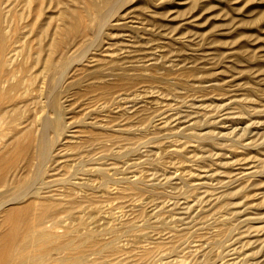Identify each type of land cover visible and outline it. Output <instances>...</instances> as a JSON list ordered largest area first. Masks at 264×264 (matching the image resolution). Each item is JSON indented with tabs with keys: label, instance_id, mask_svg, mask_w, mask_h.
Here are the masks:
<instances>
[{
	"label": "rangeland",
	"instance_id": "obj_1",
	"mask_svg": "<svg viewBox=\"0 0 264 264\" xmlns=\"http://www.w3.org/2000/svg\"><path fill=\"white\" fill-rule=\"evenodd\" d=\"M0 34L6 264H264V0H0Z\"/></svg>",
	"mask_w": 264,
	"mask_h": 264
},
{
	"label": "bare ground",
	"instance_id": "obj_2",
	"mask_svg": "<svg viewBox=\"0 0 264 264\" xmlns=\"http://www.w3.org/2000/svg\"><path fill=\"white\" fill-rule=\"evenodd\" d=\"M63 14L68 17L67 14H69V12H66V11H63ZM96 16V21L97 23H100V24H103V19H101L102 17L101 16H97L96 14H94ZM69 18V17H68ZM71 19V18H70ZM78 26H75L74 29H76ZM86 27L85 26H82V29L79 28L78 31H82L83 29H85ZM5 39L1 36L0 34V54L2 53V56L0 57V60H5V55L8 54V50H6V44H5ZM31 49V48H30ZM28 50V49H27ZM6 52V53H5ZM39 50H36L34 52H28V53H25L24 49L22 48L21 49V54H23V57L24 59H26L27 61L29 60V67L30 68H33L39 61L40 59V56H39ZM5 54V55H4ZM35 54V55H34ZM34 55V56H33ZM86 55V52L84 53V55L76 60V59H73L70 63L68 64H64L63 67L60 68V70L58 71V77L59 79H62L64 78V76L66 75V68H69L72 66V68L74 67L73 66V62L74 61H77V62H80L83 57H85ZM45 63V62H44ZM60 67V64L59 66ZM52 69V67H51ZM49 70V62L47 63V65H44L43 68H42V71H44L45 73H47ZM33 79V81H32ZM29 83H28V86H27V90L29 91H32L35 89V86H34V83L36 81V77H32L31 75H29ZM25 81V80H24ZM23 81V83H24ZM31 81V82H30ZM22 85V81L20 80H17L14 84V87L16 89H18L20 86ZM4 90V89H3ZM5 93L1 94L0 97H4L7 98V104L4 105V107H2L0 109V114L1 112L4 110V111H7V109H10L12 108L14 111L18 110V113H17V116L18 114L21 115V110H24L26 111L27 109V102H21L20 103V99L21 98H18V96H16L15 94L14 95H10L8 96V93L6 90H4ZM47 93V92H46ZM45 93V95H46ZM56 100H57V97L54 96L53 94H50L49 97H48V101L46 103V101H44L43 103V109L45 110V118L43 117L42 118V122L41 123V134L39 135V137L37 138V140H35V142L37 143V145L33 148V152L35 153V156L38 160V163L41 164V166L43 165V163L48 160L50 158V155H51V148L52 146L54 145V143L58 140V137L60 135H62L63 133H65V131H63V128H62V125H63V121H62V118H61V113L59 112V110H55V106H56ZM5 103V102H4ZM54 113V117L52 120H50L48 118L49 116V113ZM4 113V112H3ZM2 113V114H3ZM19 119H22L23 121H19L17 123V125H21V124H24L28 119H29V116H22V117H18L16 118V120H19ZM32 121V120H31ZM30 125V124H29ZM25 128L28 127V125L24 126ZM47 129L48 131V135H49V141L47 140L46 138V135L45 133L43 132V129ZM49 129V130H48ZM23 129H18L16 132L19 133L20 131H22ZM25 131V130H24ZM28 132H30L29 130H27ZM4 135V134H3ZM15 136L17 134H14ZM35 143V144H36ZM51 143V145H50ZM55 146V145H54ZM34 156V155H33ZM41 174H42V168H40L39 172L37 173V178L41 177ZM1 178L3 179V176H0V180ZM27 194V191H22L20 194H16L15 197L13 198H10L8 200H5L3 202H1L0 204V207L4 210V212H6V214H11L13 211H9L8 209H5V204L7 202H10L12 200H19L21 199L22 197H24L25 195ZM21 196V197H20ZM20 197V198H18ZM32 225H28L26 226L28 228V231H30V228H31ZM31 234H33L34 237H38L40 236L39 234H41V231L40 230H36V229H31ZM49 234V233H47ZM39 238V237H38ZM44 238V237H43ZM39 239H42V238H39ZM60 246V245H58ZM57 247V246H56ZM57 249H59L57 247ZM45 252H42V255L44 254ZM42 262V260H41ZM0 264H6V259L4 258V255L0 257ZM18 264H20V262H18ZM42 264V263H40Z\"/></svg>",
	"mask_w": 264,
	"mask_h": 264
}]
</instances>
